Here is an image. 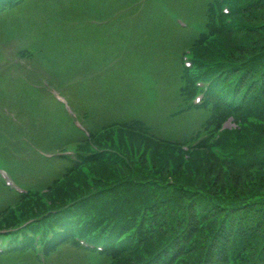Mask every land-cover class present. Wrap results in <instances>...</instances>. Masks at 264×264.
Instances as JSON below:
<instances>
[{"label":"trees","instance_id":"trees-1","mask_svg":"<svg viewBox=\"0 0 264 264\" xmlns=\"http://www.w3.org/2000/svg\"><path fill=\"white\" fill-rule=\"evenodd\" d=\"M23 1L0 0V15ZM123 1L94 15L106 19L118 6L119 14L154 12L151 0ZM193 3L203 22L180 27L179 75L163 92L162 125L179 136L152 118L102 121L79 107L89 135L71 118L66 127L49 119L62 142L51 148L73 149L76 159L48 158L33 133L0 112V165L27 190L0 176V230H9L0 232V264H264V0H224L229 14L220 0ZM132 97L143 103L136 90ZM229 118L236 127L225 129ZM16 143L28 148L17 155ZM24 174L43 180L23 182Z\"/></svg>","mask_w":264,"mask_h":264},{"label":"rangeland","instance_id":"rangeland-1","mask_svg":"<svg viewBox=\"0 0 264 264\" xmlns=\"http://www.w3.org/2000/svg\"><path fill=\"white\" fill-rule=\"evenodd\" d=\"M115 1L25 0L6 15H0V48H4L0 57V90H6L4 95L0 93V104H8L5 111L12 124L33 133L41 154L60 152L54 148L62 142L54 137L49 119L66 126L61 106L36 87L41 78L47 76L66 79L63 86L70 87L65 100L69 110L81 118L79 107H85L91 113L100 114L102 121L118 114L152 118L158 121L157 126L164 134H181L171 127L166 130L162 125L169 108L164 103L163 92L167 91L164 85L179 75L180 27L187 28L191 24L200 28L197 23L203 22L198 6L193 0H151L155 3L154 12L137 8L118 14L116 23L111 16L102 19L94 15ZM124 8L118 6L117 10ZM100 23L106 33L100 36L98 53L94 51L92 55L95 60L87 57V61H92L87 62L84 55L79 58V54L82 50L90 53L85 48L95 45L91 29ZM31 45L36 50L34 59L15 58L16 49L31 48ZM133 89L139 92L143 103L133 100ZM229 120L224 128L232 126ZM16 148L23 153L28 146L16 143ZM4 170L12 178L8 169ZM212 173L215 175L214 170ZM39 177L43 180L42 176L34 174L20 178L33 184ZM2 198L0 194V200Z\"/></svg>","mask_w":264,"mask_h":264}]
</instances>
